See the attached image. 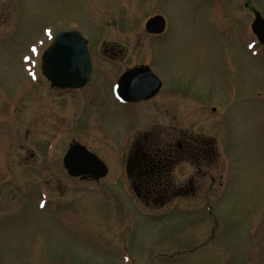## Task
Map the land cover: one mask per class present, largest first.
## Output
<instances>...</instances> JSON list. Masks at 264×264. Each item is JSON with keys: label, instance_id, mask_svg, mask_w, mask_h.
<instances>
[{"label": "rangeland", "instance_id": "rangeland-1", "mask_svg": "<svg viewBox=\"0 0 264 264\" xmlns=\"http://www.w3.org/2000/svg\"><path fill=\"white\" fill-rule=\"evenodd\" d=\"M253 1L264 12V0ZM242 7L0 0V264H264V51L248 57ZM157 15L167 34L156 69L174 99L125 110L111 88L61 94L41 73L42 54L70 30L92 43L98 72L119 71L99 56L104 44L136 46L145 62L156 44L145 24ZM172 129L205 148L198 166L173 171L174 193L194 175L197 194L145 201L126 178L122 146ZM73 144L107 176H70L63 158Z\"/></svg>", "mask_w": 264, "mask_h": 264}, {"label": "flooded vegetation", "instance_id": "flooded-vegetation-1", "mask_svg": "<svg viewBox=\"0 0 264 264\" xmlns=\"http://www.w3.org/2000/svg\"><path fill=\"white\" fill-rule=\"evenodd\" d=\"M242 3L243 7L241 10L243 13H241V16L239 17L242 18L243 16L242 21L244 29L246 30V34H248L246 53L248 57H254L256 49L259 53L264 51V44L258 40V36L254 31V24L257 17L264 20V12L262 11L263 8L256 6L253 0H242ZM217 9H222L220 13V18H222L224 8L221 7ZM226 17L230 19L233 16ZM239 17L237 16V18ZM124 24V27H126L128 23L125 22ZM166 26L167 24L165 22L164 29L161 33H150L147 31L145 24L146 33L150 36L149 38L156 40L155 46H152V49L146 51L145 62L139 60L142 55L139 53L136 46L131 47L127 43H122V45L120 44L117 46L104 44L106 49L99 50V56L106 59V62L112 66L116 65V63L119 64V71L107 69L98 72L95 66V53H92L91 50L92 43L87 40L88 52L92 64V74L88 83L80 89H53L62 94L78 92L92 85L97 89L102 87L107 89L111 88L114 97L118 99L121 106L124 107L122 109L125 110L132 106H146V104L151 103L153 100L164 94H166L167 99H174V96L179 93L177 92L175 94L173 90L168 89L169 78H167L165 72H161L160 70L157 71L156 69L157 62L161 61L163 58L159 53V41L161 40V42L164 43L161 38L167 34L165 33ZM140 34L141 33H139V35ZM138 36L136 38H138ZM157 46L159 48H156ZM137 71L141 72L130 76V73H135ZM96 74H99L100 76L98 80L94 79ZM151 75H154L158 80H155L156 82L151 80ZM142 78L145 79L143 83L140 81ZM117 87L119 88L118 92H116ZM140 87L144 88L136 89ZM155 87L158 88V90L153 96L148 98L142 97L140 100L138 99L139 95L142 96V94H147L153 91V88ZM122 93L125 98L122 97ZM137 114H140V112ZM129 144L130 145L123 144L122 146L123 149H126L124 150L123 155L125 174L127 180L132 186H134L136 195L139 198H143L145 201H163L171 200V198H175L176 196L187 197L191 191V196L197 194L195 190L196 176L194 175L187 179L188 184L184 186V190L180 187L176 189L177 192L174 193L173 171L185 161L193 162L198 166L203 161L201 160L202 158L206 159L205 148L202 145L200 137L193 138L190 134H185L183 130L177 134L172 129V133L170 135H165V138H159V135L154 132H146L143 135L136 136L133 142ZM201 172V170L196 171L197 176L200 177V174L204 173ZM205 174L206 172L204 175ZM212 179L214 180L213 177Z\"/></svg>", "mask_w": 264, "mask_h": 264}, {"label": "water", "instance_id": "water-1", "mask_svg": "<svg viewBox=\"0 0 264 264\" xmlns=\"http://www.w3.org/2000/svg\"><path fill=\"white\" fill-rule=\"evenodd\" d=\"M165 22L161 16L151 18L146 29L150 33H161ZM254 31L259 41L264 44V20L257 17ZM42 74L50 82L51 87L59 89H79L85 86L92 74V64L88 52V42L77 31L61 32L42 55ZM141 72L130 73L132 75ZM151 80H158L151 75ZM143 83L144 78L140 79ZM156 82V81H155ZM140 84V83H139ZM119 87V86H118ZM117 87V90L119 88ZM144 87L136 88L143 89ZM158 88L138 96V99L153 96ZM122 97L125 98L122 93ZM67 173L72 177L90 176L101 179L107 176L108 168L95 154L86 147L76 144L70 147L63 159Z\"/></svg>", "mask_w": 264, "mask_h": 264}, {"label": "snow or ice", "instance_id": "snow-or-ice-1", "mask_svg": "<svg viewBox=\"0 0 264 264\" xmlns=\"http://www.w3.org/2000/svg\"><path fill=\"white\" fill-rule=\"evenodd\" d=\"M32 51H34V52L36 51L35 45L32 46ZM25 59H30V57H25Z\"/></svg>", "mask_w": 264, "mask_h": 264}]
</instances>
